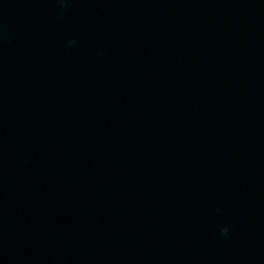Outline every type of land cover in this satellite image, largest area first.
I'll use <instances>...</instances> for the list:
<instances>
[{
  "label": "water",
  "instance_id": "obj_1",
  "mask_svg": "<svg viewBox=\"0 0 264 264\" xmlns=\"http://www.w3.org/2000/svg\"><path fill=\"white\" fill-rule=\"evenodd\" d=\"M0 264H264V0H0Z\"/></svg>",
  "mask_w": 264,
  "mask_h": 264
},
{
  "label": "clouds",
  "instance_id": "obj_2",
  "mask_svg": "<svg viewBox=\"0 0 264 264\" xmlns=\"http://www.w3.org/2000/svg\"><path fill=\"white\" fill-rule=\"evenodd\" d=\"M60 3H61V5L63 6V0H60ZM224 231H226V229H225Z\"/></svg>",
  "mask_w": 264,
  "mask_h": 264
}]
</instances>
